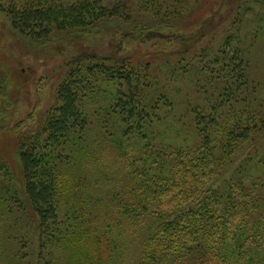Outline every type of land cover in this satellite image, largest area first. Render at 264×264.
Here are the masks:
<instances>
[{"label": "trees", "instance_id": "obj_1", "mask_svg": "<svg viewBox=\"0 0 264 264\" xmlns=\"http://www.w3.org/2000/svg\"><path fill=\"white\" fill-rule=\"evenodd\" d=\"M5 1L0 11L11 22L9 30L42 48L56 44L67 58L58 104L38 133L26 134L20 124L14 126L20 187L37 222L39 258L48 247L53 255V248L93 239L88 254L67 264H264V100L259 84L248 77L249 61L243 55L264 33V0H223L225 13L214 9L211 0ZM248 14L253 20L247 21ZM150 18L170 35L184 36L177 51L158 49L157 60L162 62L152 66L144 64V58L112 51L133 37L142 42L160 37L147 23ZM110 20L128 27L106 29ZM197 36L193 43L187 40ZM243 39L248 41L244 51ZM172 57L189 63L180 72L204 96L203 104L191 108L200 141L186 146L167 139L157 142L158 125L168 120L166 129L180 123L169 92L160 89L159 75L172 81L177 73L169 67ZM106 81L118 90L108 110L101 112L122 119L124 138L144 143L138 156L141 161L147 156L150 164L134 169L130 191L136 200L118 206V218L94 220L95 215L83 210L88 214L84 228L75 229L60 220L62 169L75 168L72 155L85 145L91 124L85 105ZM3 90L9 95L6 87ZM6 97H0L1 113L14 123L20 115L18 101L10 98L7 104ZM111 137L100 134L101 148L117 143ZM144 150L151 153L145 155ZM2 169L3 176L10 175L7 164H0ZM123 195L121 191L113 200ZM8 201L0 196V208ZM116 229L121 241L113 237ZM11 254L10 264H24L21 249ZM4 255L1 250V258ZM52 257L45 263L58 264L60 258Z\"/></svg>", "mask_w": 264, "mask_h": 264}, {"label": "rangeland", "instance_id": "obj_2", "mask_svg": "<svg viewBox=\"0 0 264 264\" xmlns=\"http://www.w3.org/2000/svg\"><path fill=\"white\" fill-rule=\"evenodd\" d=\"M211 1L214 9H222V13L223 11L225 13V6L221 7L223 0ZM207 2L210 0L205 1V3ZM3 3L6 1L0 0V5ZM205 15L209 17L211 14L209 12L207 15V10H205ZM245 18L247 21L253 20V16L250 14ZM152 20L150 18L147 23L152 27L153 33H158L157 36L160 37L149 38L146 42L133 37L126 40L121 46V50L114 48L112 51L116 54L120 53V56L131 54L137 59L144 58V64L150 63L151 66L162 62V60H157L158 49L168 53L177 51L179 41L184 36L180 33L170 35L167 29L157 26ZM1 22L5 25H2ZM0 24V97L7 96V104H9L10 98L17 99L16 108L20 112V115L15 116L14 123H12L11 120L4 118L0 109V164H7L11 169L9 176H5L6 174L3 176L5 173L3 169L0 171V196L10 200L6 208L4 206L0 208V252L3 250L6 254L2 258L0 256V264H10V259L13 261V258H10L11 253L20 249L25 255L24 264H46L45 262L52 256L51 259L54 260L60 258L58 264H67L69 260H78L88 254L93 239H87L72 248H53V255L49 254L51 248L48 247L43 252L42 259L39 258L41 248L39 233L36 229L37 222L25 202L26 199L20 187L21 179L17 162L20 147L19 135L14 127L20 124L19 130L26 134L29 132L33 135L38 133V128L45 121L47 113L58 104L57 89L67 72V58L66 55L57 52L58 45L56 44L42 48L38 43L9 30L11 22L1 11ZM104 26L106 29L128 27V25H123L115 20L107 21ZM222 28L220 26L218 29L222 30ZM193 29L196 30V28ZM191 31H186V34L189 35ZM108 32L107 34H110ZM104 36L106 37V35ZM191 37H187L191 43L198 40V36ZM63 43L66 46V42ZM247 44L248 41L245 43L243 39V51ZM243 55L249 61L248 77L259 84V98L264 100V33L252 47L247 48V54L244 51ZM180 59L171 58L172 63L169 67L172 70L173 68L177 69L172 81H166L162 74L159 75L160 89L162 92H169V98L175 104L174 111L180 118V123L178 125L170 124L171 128L166 129L164 125L166 122L170 123L168 120L164 121V124L158 125L157 142L167 139L172 145L186 146L200 141L201 132L199 128L196 129L191 108L194 105L203 104L204 96L196 90L194 81L183 76L180 72L183 66L189 65L188 62V64H182ZM153 73L151 71L152 75ZM155 75L158 74L155 73ZM5 87L9 91V95L5 94L3 90ZM98 88L100 90L93 96L90 104L85 105V112H87L91 124L86 134L85 145L74 150L72 155L74 159L76 158L75 168L67 166L62 169L65 182H62L60 186V220L67 222L75 229L84 228L82 224L86 223L84 220L88 214L81 212L83 210L95 215L94 220L97 218H118V215L115 214L116 208L122 203H134L136 200L135 194L130 191L132 185H135L134 169L139 171L142 165L146 167L150 164L147 156L142 161L138 156L141 152L138 149H141L145 144L131 142L124 138L125 125L122 119L118 115L108 117L101 112V108L108 110L105 107L117 93V85L106 81L101 83ZM5 110L3 109V112ZM104 118H108L109 123L104 121ZM100 134L108 136L112 134L110 140H115L118 144L114 143L112 146L107 145L106 148H101L103 145H100L102 141ZM213 137L214 140H220L215 135ZM143 153L146 155L151 152L144 150ZM131 163L134 165L132 166ZM121 191L124 193L121 200H113V196H119ZM74 213L76 214L74 215ZM105 213H107L106 216H104ZM79 215L82 216L78 217ZM119 235L120 231L116 229L113 237L121 241ZM129 241L132 242V240ZM133 254L132 243V247L128 250L129 259H132Z\"/></svg>", "mask_w": 264, "mask_h": 264}]
</instances>
